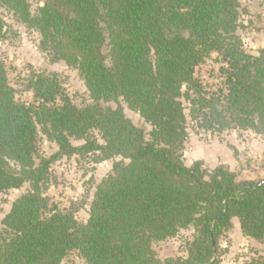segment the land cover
I'll list each match as a JSON object with an SVG mask.
<instances>
[{
  "label": "trees",
  "instance_id": "16d2710c",
  "mask_svg": "<svg viewBox=\"0 0 264 264\" xmlns=\"http://www.w3.org/2000/svg\"><path fill=\"white\" fill-rule=\"evenodd\" d=\"M0 6L40 32L54 61L77 68L94 100L78 106L57 74L32 72L34 102L18 101L0 61V193L30 183L2 220L0 264H63L74 250L88 264H219V237L234 218L264 241V178L238 180L183 158V99L201 127L264 135V47L244 48L239 0H45L36 14L29 0ZM4 29L0 13V38ZM213 52L227 66L225 89L210 92L194 74ZM120 100L152 130L135 125ZM40 133L58 145L49 157ZM74 155L122 157L97 185L85 223L78 206L62 210L45 195L51 164ZM191 226L188 257L161 260L154 243Z\"/></svg>",
  "mask_w": 264,
  "mask_h": 264
},
{
  "label": "rangeland",
  "instance_id": "374dc122",
  "mask_svg": "<svg viewBox=\"0 0 264 264\" xmlns=\"http://www.w3.org/2000/svg\"><path fill=\"white\" fill-rule=\"evenodd\" d=\"M32 14H36L39 6L45 0H29ZM240 1V34L244 48L253 55H258L264 47V0ZM0 13L5 21V33L0 38V61L4 63L10 84L15 88L18 101L34 102V93L27 90L26 79L32 72L57 74L67 94L78 106L93 103L90 92L79 74L77 68L65 61H54L50 51L42 47L40 32L19 21L14 13L0 6ZM227 66L217 53L195 68V77L199 79L204 89L216 91L225 89V75L222 66ZM124 113L135 125L144 128L148 133L152 126L141 115L120 100ZM187 113V138L184 143L183 158L187 165L202 161L207 171L219 166L235 173L238 180H259L264 178V135L251 129H228L218 131L199 126L189 115V102L183 99ZM114 108L117 102L105 103ZM100 142L99 133L94 132ZM83 140H73L78 145ZM38 148L41 155L49 157L58 151V145L42 133L38 138ZM93 155L63 156L51 164V181L45 192L53 203L62 210L78 206L76 216L80 223L87 222L90 215L91 202L99 182L111 171L115 161L122 157H114L96 163ZM30 189L26 182L20 188L9 189L0 193V238L2 235V220L10 212L13 203ZM193 226L183 228L172 237L154 243L158 257L165 261L168 258L188 257V244L194 239ZM219 264H264V241L246 236L237 218L232 226L223 232L218 241ZM63 264H88L78 250L71 251L63 260Z\"/></svg>",
  "mask_w": 264,
  "mask_h": 264
},
{
  "label": "water",
  "instance_id": "95a60500",
  "mask_svg": "<svg viewBox=\"0 0 264 264\" xmlns=\"http://www.w3.org/2000/svg\"><path fill=\"white\" fill-rule=\"evenodd\" d=\"M187 33V32H186Z\"/></svg>",
  "mask_w": 264,
  "mask_h": 264
}]
</instances>
